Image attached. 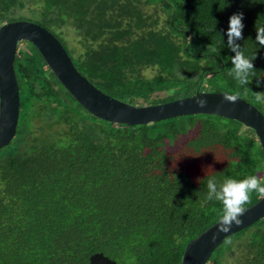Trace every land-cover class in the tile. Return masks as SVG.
Returning <instances> with one entry per match:
<instances>
[{
    "label": "trees",
    "instance_id": "16d2710c",
    "mask_svg": "<svg viewBox=\"0 0 264 264\" xmlns=\"http://www.w3.org/2000/svg\"><path fill=\"white\" fill-rule=\"evenodd\" d=\"M145 1L161 6L164 26L142 0H0V27L41 24L95 86L134 105L207 91L208 78L221 88L215 92L264 113L254 95L264 93V47L256 42L264 0ZM235 13L245 25L237 43L256 57L246 86L227 75ZM14 66L20 114L16 135L0 148V264H89L96 252L117 264H182L187 244L218 221L207 178L264 176L259 138L240 121L190 114L115 123L85 109L30 41L19 42ZM207 164L214 170L197 179ZM260 198L253 193L246 207ZM208 264H264V217L227 236Z\"/></svg>",
    "mask_w": 264,
    "mask_h": 264
},
{
    "label": "water",
    "instance_id": "95a60500",
    "mask_svg": "<svg viewBox=\"0 0 264 264\" xmlns=\"http://www.w3.org/2000/svg\"><path fill=\"white\" fill-rule=\"evenodd\" d=\"M33 43L43 55L50 69L67 90L90 113L115 123L145 124L162 119L190 114H214L240 121L257 134L264 150V113L254 104L237 95V102L224 101V92L197 91L193 95L172 101L138 106L115 98L95 86L74 65L64 45L46 27L30 20H17L0 27V148L16 135L20 114V88L15 71V57L19 42ZM204 98L205 108L196 105ZM264 217V198H260L241 217L243 223L233 226L228 233L218 232L215 222L186 246L182 264H208L215 249L224 239ZM216 236L215 241L213 237ZM89 264H117L103 252L93 253Z\"/></svg>",
    "mask_w": 264,
    "mask_h": 264
},
{
    "label": "clouds",
    "instance_id": "9594fccd",
    "mask_svg": "<svg viewBox=\"0 0 264 264\" xmlns=\"http://www.w3.org/2000/svg\"><path fill=\"white\" fill-rule=\"evenodd\" d=\"M243 13H235L229 18V27L226 32L227 46L235 54L231 57L232 67L228 69L227 75L232 77L240 86L251 83L249 77L254 70L253 61L256 58H248L244 55L237 41L243 39ZM256 42L264 47V27H257ZM214 50V49H213ZM257 102L264 101V93H254ZM237 95L226 94L224 101L228 103L237 102ZM196 105L200 108L207 107V100L197 98ZM17 132V131H16ZM14 138V137H13ZM208 201L220 203L218 215V232L228 233L232 227L243 223L241 217L246 213V205L250 202L253 193L264 198V176L250 174L243 179L226 177L218 182L215 177L206 180ZM216 236L213 237L215 241ZM230 241H225L229 243Z\"/></svg>",
    "mask_w": 264,
    "mask_h": 264
},
{
    "label": "rangeland",
    "instance_id": "374dc122",
    "mask_svg": "<svg viewBox=\"0 0 264 264\" xmlns=\"http://www.w3.org/2000/svg\"><path fill=\"white\" fill-rule=\"evenodd\" d=\"M141 6L145 12V14L147 15H151L152 18H157L158 17V27H162L164 26L166 23H165V17H164V13L162 12V9H161V6L160 5H155V4H150L148 2H146L145 0H142V3H141ZM72 53V52H71ZM149 74H154L155 73V69H152V68H149L148 69V72ZM208 83H210V85L206 88L207 91H211V92H215L216 90H221V88H218L215 84V82L213 81V79H208L206 78L205 79ZM225 90V89H224ZM202 91H205V90H202ZM248 99L252 100L253 96L252 95H248L247 96ZM186 138V137H185ZM218 150V149H217ZM213 155V154H212ZM216 158L219 159V160H222V164H226V159H227V153L226 152H223L222 151H218L216 154H215ZM215 158V157H214ZM214 164H217V162L215 161ZM209 167V168H208ZM222 167V165L220 166ZM207 170L206 172H203V173H199V172H202V171H205ZM214 169L213 167L210 165H206L205 167H201L199 170H198V174L195 175V177L198 179V178H202L204 175L208 174L207 172H212ZM203 175V176H202Z\"/></svg>",
    "mask_w": 264,
    "mask_h": 264
},
{
    "label": "flooded vegetation",
    "instance_id": "af4514ba",
    "mask_svg": "<svg viewBox=\"0 0 264 264\" xmlns=\"http://www.w3.org/2000/svg\"><path fill=\"white\" fill-rule=\"evenodd\" d=\"M218 151H219V149H218Z\"/></svg>",
    "mask_w": 264,
    "mask_h": 264
}]
</instances>
